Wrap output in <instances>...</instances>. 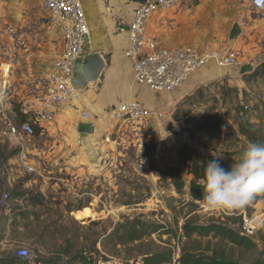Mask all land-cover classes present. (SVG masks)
Segmentation results:
<instances>
[{
  "label": "rangeland",
  "instance_id": "obj_1",
  "mask_svg": "<svg viewBox=\"0 0 264 264\" xmlns=\"http://www.w3.org/2000/svg\"><path fill=\"white\" fill-rule=\"evenodd\" d=\"M231 26V22L224 20L212 25L211 33H207L209 28H204L203 45L199 47H231ZM61 35L58 21L40 0H25L0 11V96L11 104L12 125L18 126L21 123L18 117L24 109H33L35 100L45 96L49 73L61 50ZM234 48L238 50V47ZM238 51L242 52L240 48ZM5 66H8L7 72ZM254 71L242 76L237 72L239 76L224 75L204 82L173 106L161 107L168 115L166 118L150 116L131 123L110 142L101 139L104 147L101 158L106 163L101 171V186L95 181L90 182L80 190L88 193L82 199L78 196L68 199L71 218L49 230L48 238L42 243L40 236L46 225L41 222L31 224L32 229L27 235L34 240L26 247L35 259L43 262L51 259L52 264H92L95 260L113 257L124 264L129 260H140L143 252L166 249L173 253L172 262L167 264H179L183 245L196 254H210L207 244L211 238L194 236L187 241L184 237L182 226L188 218L205 224L212 219L233 216L234 226L239 227L240 217L243 224L245 217H257L260 225L253 234L247 233L242 224L243 233L256 239L264 224V194H258L254 204L252 201L231 212L209 208L203 202L193 203L190 194L193 176L182 164L180 156L182 145L187 144L201 156L220 159L221 163L233 164L241 158L249 141L239 133L235 121L238 111L242 108L250 120L264 130V73L259 70L254 75ZM27 116L35 119L34 112ZM7 118L0 121V132L9 127ZM33 118L30 123L35 125L36 135L22 143L32 146L54 142L55 135L43 132ZM170 122L178 131L177 135L167 130ZM136 127L143 128L140 134ZM8 142L21 141L13 136ZM112 158L114 163L110 161ZM9 169V166H0V172ZM179 178L184 180L181 191L176 188ZM2 194L3 189H0V197ZM1 202L2 198L0 207ZM133 219L163 227L142 243L121 245L107 237L120 224ZM168 231L171 233H165ZM20 246L8 247L6 256L16 253ZM263 250L264 244L259 242L258 248L247 254L248 261L244 264H252L262 256Z\"/></svg>",
  "mask_w": 264,
  "mask_h": 264
},
{
  "label": "crops",
  "instance_id": "obj_2",
  "mask_svg": "<svg viewBox=\"0 0 264 264\" xmlns=\"http://www.w3.org/2000/svg\"><path fill=\"white\" fill-rule=\"evenodd\" d=\"M24 1L0 0V11ZM193 1L186 0L180 8L157 12L149 26L150 35L156 36L160 43L168 47L186 43L199 47L203 45L201 38L204 28H209L207 33H211L212 25L225 20L232 23L231 32L236 24L239 25L240 34L231 38L229 45L232 46L227 49L240 48L242 52L239 53V59L243 61L228 69L210 64L194 74L183 90L167 96L165 93L151 92L146 86L137 83L128 56V28L142 0H83L90 26V40L86 44L85 55L98 52L107 57L106 67L99 80L100 86L87 88L82 91L80 100L61 105L44 101L41 96L35 100L37 103L33 104V109L25 108L22 116L18 117L21 122L19 125L30 123L33 117L27 115L34 112V122L43 132L49 131L55 135V141L32 146L20 142L9 143L17 155L2 164L11 169L0 172V189H3V194H9L6 205L0 210V258L6 256L8 247L15 244L26 247L32 243L34 238L27 235V232L35 222L46 225L42 227V243L48 238L49 230L61 224L62 220L71 218L67 207L68 199L72 200L77 196L82 199L88 193L80 190L90 182L95 181L96 185L101 186V171L106 165L101 158L103 143L96 141L93 133L83 137L78 131L79 124L95 123L97 127L109 111L126 101H139L152 110L173 106L204 82L224 75H245L241 73L243 66L252 65L254 71L264 61V10H254L251 0ZM62 43L61 35V49ZM5 71H8V66H5ZM7 99L9 100L8 96ZM5 103L6 110L0 106V121L8 117V123L13 124L11 104L7 100ZM47 110L55 112L54 119L39 121L40 114ZM83 111L90 112V121L82 117ZM8 128L0 134L11 136ZM136 129L137 134H140L143 128ZM80 138L83 139L82 144L78 143ZM110 161L114 163L113 158ZM27 166H32L35 171L28 172ZM27 175L29 177L25 178ZM45 260L47 261L35 259L34 264L52 262L51 259Z\"/></svg>",
  "mask_w": 264,
  "mask_h": 264
},
{
  "label": "built area",
  "instance_id": "obj_3",
  "mask_svg": "<svg viewBox=\"0 0 264 264\" xmlns=\"http://www.w3.org/2000/svg\"><path fill=\"white\" fill-rule=\"evenodd\" d=\"M52 18L60 25L63 38L62 49L55 62L54 69L48 78V88L44 101L61 105L72 100H80L82 91L72 85V71L75 61L85 56V47L90 40V26L85 12L83 0H40ZM186 0H146L135 10L129 26L128 56L131 60L136 81L146 86L154 93H174L182 90L190 78L199 70L215 64L220 69H228L239 65V51L236 49L200 48L186 43L176 47H168L160 43L156 36L150 35L149 26L153 16L160 11L180 8ZM252 8L264 10V0H251ZM0 96V106L6 110V103ZM55 112L47 110L39 116V121H52ZM164 119L168 115L162 110H151L141 102L133 100L118 104L101 119V126L93 123L95 140L110 142L116 134L131 123L145 120L149 117ZM82 117L90 121L89 111H83ZM9 134L22 140L36 135L35 125L24 122L19 126L9 125ZM99 129V131L97 130ZM83 139L78 140L82 144ZM104 142V143H105ZM28 172H34L32 166H27ZM9 194L5 192L1 207L6 205ZM244 230L253 234L260 225L257 217H245ZM246 234V233H245ZM16 256L23 264H34L35 256L26 247H19ZM63 264H68L64 262ZM94 264H120L117 258L98 259Z\"/></svg>",
  "mask_w": 264,
  "mask_h": 264
},
{
  "label": "trees",
  "instance_id": "obj_4",
  "mask_svg": "<svg viewBox=\"0 0 264 264\" xmlns=\"http://www.w3.org/2000/svg\"><path fill=\"white\" fill-rule=\"evenodd\" d=\"M259 70L264 73V61L258 65V68L252 74L255 75ZM262 120H264L263 117ZM235 121L238 125L239 133L244 136L249 143L255 142L264 144L263 127L253 123L248 113L242 108L238 111ZM180 156L182 164L188 168V172L193 176L190 183V194L193 203L203 202L204 190L200 181L204 177L207 163L214 158L201 156L196 149L187 144L182 145ZM230 165L231 164L222 163V166L225 168H228ZM183 187L184 180L179 178L176 188L178 191H181ZM256 201L257 198H254L252 203L254 204ZM235 223V218L233 216L224 219H212L205 224L197 223L193 221L192 218L186 219L182 226L184 237L187 241L191 240L194 236L211 238L208 242L209 245L207 244L210 254H196L183 245L181 257L178 260L179 264H244V262L248 261L247 254L255 251L259 246V242L264 244V224L259 228L257 238L255 239L243 233V222L241 217L240 226L235 227ZM161 227L163 226H158L152 222L133 219L120 224L115 231L111 232L107 237L111 238L116 244L121 245L133 242L142 243L144 239L156 233ZM165 233L170 234L171 232L168 231ZM212 240H216L217 242L213 244ZM212 245L213 248H211ZM261 255L264 256V250L261 252ZM262 256L257 257L252 264H264V257ZM71 259L73 258H70V260ZM172 260L173 253L171 250L164 249L163 251L143 252L140 260H129L124 262V264H167L171 263ZM72 262H74V260ZM94 262L92 264H94ZM0 264L23 263L16 255H9L1 257ZM47 264H52V262H47Z\"/></svg>",
  "mask_w": 264,
  "mask_h": 264
},
{
  "label": "clouds",
  "instance_id": "obj_5",
  "mask_svg": "<svg viewBox=\"0 0 264 264\" xmlns=\"http://www.w3.org/2000/svg\"><path fill=\"white\" fill-rule=\"evenodd\" d=\"M203 202L212 209L231 212L250 204L264 194V144L250 142L241 158L228 168L214 158L207 163Z\"/></svg>",
  "mask_w": 264,
  "mask_h": 264
},
{
  "label": "water",
  "instance_id": "obj_6",
  "mask_svg": "<svg viewBox=\"0 0 264 264\" xmlns=\"http://www.w3.org/2000/svg\"><path fill=\"white\" fill-rule=\"evenodd\" d=\"M146 0H142V3ZM129 30V28H128ZM240 34L239 25L236 24L231 32V38H236ZM107 57H103L100 53H89L83 57L78 58L72 71V85L75 89L84 91L87 88H95L100 86V76L103 73ZM253 71L252 65H245L241 69L242 74ZM167 130L175 135L178 131L175 129L173 123H169ZM78 131L83 137H88L94 131V125L91 123H81L78 126Z\"/></svg>",
  "mask_w": 264,
  "mask_h": 264
},
{
  "label": "flooded vegetation",
  "instance_id": "obj_7",
  "mask_svg": "<svg viewBox=\"0 0 264 264\" xmlns=\"http://www.w3.org/2000/svg\"><path fill=\"white\" fill-rule=\"evenodd\" d=\"M3 135L4 133L0 134V165L9 162L17 155L16 150L11 149L9 146V142H8V140H10L9 135L6 137H3Z\"/></svg>",
  "mask_w": 264,
  "mask_h": 264
}]
</instances>
